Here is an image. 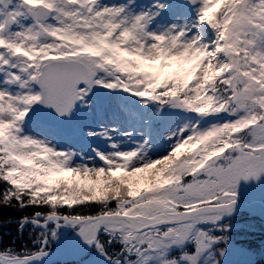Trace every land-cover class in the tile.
<instances>
[{
  "label": "snow or ice",
  "instance_id": "6c2138e0",
  "mask_svg": "<svg viewBox=\"0 0 264 264\" xmlns=\"http://www.w3.org/2000/svg\"><path fill=\"white\" fill-rule=\"evenodd\" d=\"M135 2L0 0V206L25 213L0 264H40L64 228L77 264H220L264 176V0H183L155 28L168 5ZM37 104L112 124L85 154L25 131Z\"/></svg>",
  "mask_w": 264,
  "mask_h": 264
},
{
  "label": "rangeland",
  "instance_id": "374dc122",
  "mask_svg": "<svg viewBox=\"0 0 264 264\" xmlns=\"http://www.w3.org/2000/svg\"><path fill=\"white\" fill-rule=\"evenodd\" d=\"M108 4H127L128 0H104ZM160 3L168 5L156 21L152 24L155 28L157 24L171 25L172 23L183 24L185 20H190L193 13L182 6L183 0H159ZM157 0H136L135 4L130 5V8L136 12L147 10L153 7ZM99 94V93H98ZM33 112L29 115H33ZM95 109V105H93ZM36 116V114H35ZM37 126L35 128L25 127V131L32 135H39L41 139H49L58 145H70L74 149L83 150L85 154L90 153L92 146H101L98 138H90L88 131L98 130L100 125L111 126L112 121L100 119L95 111L88 112L86 109L77 107L76 111L71 117L58 120L55 123L48 124L39 120L36 116ZM239 201L253 204L254 202H261L264 204V176L259 181L251 180L248 182L241 181L239 189ZM226 219V217H225ZM248 234H246L245 242L240 241V237L229 240L223 245L225 254L221 257L219 252H216V257L219 258L220 264H249L256 260L260 252L257 253L255 249L256 239L258 236L263 237V228L257 224L248 225ZM75 232L71 228L62 229L61 241L53 245V249H61L63 242L75 237ZM247 242V244H246ZM260 249L264 250V239L258 242Z\"/></svg>",
  "mask_w": 264,
  "mask_h": 264
},
{
  "label": "trees",
  "instance_id": "16d2710c",
  "mask_svg": "<svg viewBox=\"0 0 264 264\" xmlns=\"http://www.w3.org/2000/svg\"><path fill=\"white\" fill-rule=\"evenodd\" d=\"M31 211V210H29ZM23 214L20 210L6 208L3 206H0V242H2V238L4 237V233L7 231H13V235H15V228L16 226L13 225L11 228H5L3 227V221L6 218L14 217L16 219H19ZM225 222L231 223V229L228 232V235L230 237V240L240 237V241L243 243L246 240V234H248L249 229H247L248 225L251 224H257L259 226H262L263 233H264V222L258 219L257 216L246 213L242 210H236L232 216L226 217ZM12 239V236L5 237L6 242H10ZM264 239L263 237L258 236L256 239L255 249H257V253L260 252L259 256L256 257V260L249 263V264H264V250L260 249V242ZM18 244L23 246L24 244H27V237L21 241H17ZM247 244V242H246ZM50 264H77V261L73 262H55Z\"/></svg>",
  "mask_w": 264,
  "mask_h": 264
},
{
  "label": "water",
  "instance_id": "95a60500",
  "mask_svg": "<svg viewBox=\"0 0 264 264\" xmlns=\"http://www.w3.org/2000/svg\"><path fill=\"white\" fill-rule=\"evenodd\" d=\"M35 113L38 117L48 123H55L58 120L65 119L66 117H58L55 113L54 109L47 108L44 105L37 104L35 106ZM241 209L249 213H254L260 219L264 220V206L260 203H255L254 205L244 204L242 202H238L236 206V210ZM76 260L72 254L71 248H62V249H54L49 257L45 258L40 264H47L56 261H65L70 262Z\"/></svg>",
  "mask_w": 264,
  "mask_h": 264
}]
</instances>
